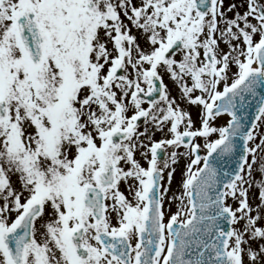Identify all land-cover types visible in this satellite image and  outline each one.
<instances>
[{
    "label": "snow or ice",
    "instance_id": "6c2138e0",
    "mask_svg": "<svg viewBox=\"0 0 264 264\" xmlns=\"http://www.w3.org/2000/svg\"><path fill=\"white\" fill-rule=\"evenodd\" d=\"M0 264H264V0H0Z\"/></svg>",
    "mask_w": 264,
    "mask_h": 264
},
{
    "label": "rangeland",
    "instance_id": "374dc122",
    "mask_svg": "<svg viewBox=\"0 0 264 264\" xmlns=\"http://www.w3.org/2000/svg\"><path fill=\"white\" fill-rule=\"evenodd\" d=\"M177 179H178V177H177Z\"/></svg>",
    "mask_w": 264,
    "mask_h": 264
}]
</instances>
